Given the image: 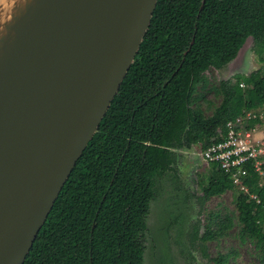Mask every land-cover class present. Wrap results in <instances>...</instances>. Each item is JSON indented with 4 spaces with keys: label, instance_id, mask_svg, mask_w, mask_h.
<instances>
[{
    "label": "trees",
    "instance_id": "obj_1",
    "mask_svg": "<svg viewBox=\"0 0 264 264\" xmlns=\"http://www.w3.org/2000/svg\"><path fill=\"white\" fill-rule=\"evenodd\" d=\"M249 37L264 58V0L158 1L135 62L24 264H144L157 180L175 171L172 149H207L225 140L229 122L264 112V67L216 83L208 76L236 59ZM246 168L249 193L215 164L199 176L203 203L229 191L232 201L207 211L204 233L195 228L193 236L205 247L236 229L264 264V185ZM238 257L231 248L210 260Z\"/></svg>",
    "mask_w": 264,
    "mask_h": 264
},
{
    "label": "water",
    "instance_id": "obj_2",
    "mask_svg": "<svg viewBox=\"0 0 264 264\" xmlns=\"http://www.w3.org/2000/svg\"><path fill=\"white\" fill-rule=\"evenodd\" d=\"M158 1L0 0V264L25 263Z\"/></svg>",
    "mask_w": 264,
    "mask_h": 264
},
{
    "label": "rangeland",
    "instance_id": "obj_3",
    "mask_svg": "<svg viewBox=\"0 0 264 264\" xmlns=\"http://www.w3.org/2000/svg\"><path fill=\"white\" fill-rule=\"evenodd\" d=\"M252 46L253 39L249 38L236 59L221 69H210L208 76L211 81L234 79L235 76L249 75L263 68L264 58L258 56ZM257 131L264 134V122ZM196 147L179 152L175 157V171L157 180L156 200L151 204L147 219L144 264H213L210 258L219 251L227 252L231 248L238 251L239 257L229 264H259L254 245L241 243L236 229L219 244L210 242L204 247L198 239L195 240V228L201 235L205 231L207 211L221 205L231 208L232 201V192L229 191L222 197L202 202L203 191L198 179L199 176L207 177L212 165H207L200 156H196ZM205 251L209 257L205 256Z\"/></svg>",
    "mask_w": 264,
    "mask_h": 264
},
{
    "label": "built area",
    "instance_id": "obj_4",
    "mask_svg": "<svg viewBox=\"0 0 264 264\" xmlns=\"http://www.w3.org/2000/svg\"><path fill=\"white\" fill-rule=\"evenodd\" d=\"M258 119L264 122L263 111L260 114L248 112L245 117L228 123L229 132L225 140L213 142L207 149L197 145L201 160L230 172L235 187L244 193L250 192L246 184L249 176L247 164L259 174V186L264 185V134L257 131L258 126H262V123H255ZM252 196L257 198L255 194Z\"/></svg>",
    "mask_w": 264,
    "mask_h": 264
},
{
    "label": "flooded vegetation",
    "instance_id": "obj_5",
    "mask_svg": "<svg viewBox=\"0 0 264 264\" xmlns=\"http://www.w3.org/2000/svg\"><path fill=\"white\" fill-rule=\"evenodd\" d=\"M196 146H197V144L193 145L191 148L184 147V148H182V149H172V150L175 152L176 155H179V152H181V151H183V152L191 151V150H193L194 147H196ZM196 149H197V147H196ZM176 155H175V157H176ZM196 156H198L197 151H196ZM174 164H175V163H174ZM174 164H173V165H174ZM155 200H156V199H154L153 201H155Z\"/></svg>",
    "mask_w": 264,
    "mask_h": 264
}]
</instances>
